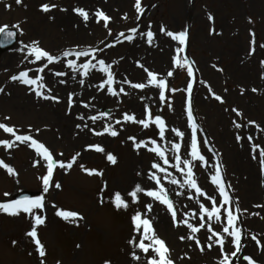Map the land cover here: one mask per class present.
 I'll list each match as a JSON object with an SVG mask.
<instances>
[{"label":"rangeland","instance_id":"obj_1","mask_svg":"<svg viewBox=\"0 0 264 264\" xmlns=\"http://www.w3.org/2000/svg\"><path fill=\"white\" fill-rule=\"evenodd\" d=\"M43 3L58 7L44 13L40 9ZM134 3L135 0H21L17 4L16 0H0V26L18 32L12 48L0 54V89L4 90L0 92V123L15 126L18 134L32 135L58 161L68 163L72 156L80 153L71 169L57 167L54 170L53 181L59 182L61 187L57 189L53 183L45 193L39 177L45 173L46 163L37 156L34 148L18 142L9 149L0 145V160L18 173L9 175L0 168V201L8 203L13 195L23 190L36 192L44 198V208L34 212L46 217L45 224L37 228L38 239L46 253L45 257H40L31 237L27 236L33 223L31 214L21 211L9 215L0 211V264H40L41 260L44 264H105L106 261L109 264H137L131 259L133 251L141 257L139 264H146L145 254L128 243L136 235L130 223L133 210L144 212L152 220L156 235L166 242L174 264H219V249L215 245L207 248L204 229L196 234L205 249L201 252L194 241L179 239L181 235H188V230L184 226L173 227L165 206L144 196L143 192L138 194V203H130L127 210H117L112 204L117 192L130 201L127 194L137 184L143 189L155 187L154 182L148 179L153 161L167 167L171 174L169 179L175 178L182 183L183 175L172 166L176 155L172 151V143L181 144L178 153L181 159H190L191 131L187 127L185 112L188 95L185 90L189 78L187 69L172 67L171 58L178 44L162 33L161 27L174 33H186V44L180 56H186L192 62L191 107L201 151L210 166L206 169L199 162H192L195 179L209 197H217L218 192L210 183V176L214 165L220 166L233 208L240 210V252L230 258L233 264H247L243 260L247 255L255 264H264V174L259 164V153L264 150V79L261 78L264 66L260 63L264 60V48L260 47L264 44V0H141L142 13L136 12ZM74 8L87 11L89 20L83 21L73 12ZM97 10L111 17V36L103 23L98 24L94 19ZM209 15L213 20L208 19ZM133 27L137 28L133 41L120 37V42H117L120 32L130 35L129 29ZM149 30L154 34L150 44L146 35H141ZM250 32L254 33V45L250 43L253 39ZM34 40L53 54L74 46L104 48L105 43L114 44V47L104 48L98 57L105 59L106 63L116 61L112 67L116 80L127 78L133 83H146V73L137 66L142 64L159 78L167 80L168 101L162 104L158 89L151 86L139 90L117 83L115 90L123 87L127 93L118 96H111L106 90L98 91L95 85L100 83L103 74L95 70L85 77L81 86L79 77L72 79L71 71L61 63L49 65L39 73L60 102L39 99L26 86L10 79L20 71L36 75V70L42 67L40 62L29 63L31 57L25 59L27 46ZM252 47L255 51L249 55ZM169 70L174 73L172 77H167ZM54 71H65L68 75L57 77L53 75ZM61 79L67 83L60 84ZM173 88L179 90L172 92ZM209 88L221 96L224 103L215 100ZM69 92L76 93L70 110L67 107ZM84 103L90 106L85 108ZM145 105L153 115H161L165 119L167 130L164 139H160L154 127L143 129L138 124H115V120L122 119L125 112L135 114L138 119L143 118ZM232 108L242 115L237 116ZM106 111L108 115L100 116ZM81 115L84 120L77 119ZM94 115L99 117L95 123L88 119ZM5 116L10 119L4 120ZM234 121L242 127L236 128ZM249 121L255 123L249 124ZM77 124L82 128L78 129ZM84 124L96 131H102L105 124H112L119 134L116 137L107 134L96 136L83 128ZM36 129L40 131L37 133ZM172 129L184 132L185 137H175ZM237 135L241 136L239 142ZM129 136L137 140L155 139L166 150L169 165H163L155 154L145 149L134 150ZM5 139L12 140L13 137L0 130V140ZM89 144L100 145L104 152L89 150ZM253 146H257L255 151ZM106 153L114 155V164L106 159ZM38 159L40 163L34 167V161ZM81 165L96 169L102 175L90 176ZM159 175L176 206L178 217L183 218L185 212H196L195 216H189V221L196 224L199 204L205 203L210 207V201L187 187L181 188L179 183H168L163 173ZM189 195L193 197L191 200ZM145 203L153 205L151 212L144 209ZM57 209L76 212L81 218L65 220L56 216ZM252 236H256L260 246ZM225 250L229 253L233 250L230 238L226 240Z\"/></svg>","mask_w":264,"mask_h":264},{"label":"snow or ice","instance_id":"obj_2","mask_svg":"<svg viewBox=\"0 0 264 264\" xmlns=\"http://www.w3.org/2000/svg\"><path fill=\"white\" fill-rule=\"evenodd\" d=\"M17 4L21 3V0H16ZM56 4H48L43 3L40 6L41 11L44 13L50 12L52 9L57 8ZM134 8L137 13H142L143 8L141 4V0H135ZM65 11V9H61ZM73 12L76 13L79 17L83 19V21L87 22L89 20V13L85 11L83 8H74ZM126 18V17H125ZM94 19L96 22L103 23V27L108 29V34L111 36V30L109 29V23L111 21V17L106 15L103 11L97 10L94 14ZM139 19V16H137ZM208 19L211 21L213 17L211 15L208 16ZM251 23V20H249ZM7 26H0V35L3 36L5 41H10L16 33L13 31H7ZM160 31L164 33L166 36L170 37L171 40L176 41L178 46L175 49V54L171 58L172 67L187 69V80L186 84V92L187 97L185 99V112L187 116V127L191 131L190 136V144L188 145V156L190 159L185 158L181 159L179 150L181 149L180 143H172L171 148L175 155V164L172 165L179 171L184 179L182 183H179L177 179L169 177L171 174L167 171V167L161 165V163H157L153 161L150 165V171L148 173V179L154 182L155 187L149 189H143L141 185L137 184L134 188L128 192V197H130V201L123 197L119 192L115 193L112 204L117 209L127 210L131 204L138 203L139 195L143 192L144 196L150 198L152 201L159 202L161 205L165 206L167 213L171 217L173 227L184 226L189 234L181 235L179 239L181 241L189 240L194 241L196 248H198L201 252H203L204 246L200 239L197 238V233H199L202 229L206 232V240H207V248L211 249L213 245L217 246L219 249V264H233V261L230 257H236L240 252V243L242 238V229L238 226L239 223V208H233V201L228 191L226 190L225 182L222 176V172L220 166L218 164L214 165V172L210 176V183L215 186L216 191L218 192L217 197H209L208 194L202 190L197 180L195 179V173L193 171L192 162H199L200 166H206L207 160L205 156L202 154L200 142L198 140V129L197 125L194 121V115L191 107V92L193 89V68L191 67L192 62L188 60L186 56H180V53L184 51V46L186 44V33L184 31L174 33L172 31H167L164 27L160 28ZM129 32L132 33L130 35H125L124 32H120L116 37L117 42H120V37H123L125 40L131 42L135 38V34L137 33V28L133 27L129 29ZM142 36L146 35L147 42L150 44L154 38V34L152 31H147V33H141ZM250 36L253 37L251 40V44H255L254 33L250 32ZM103 43V42H102ZM2 46V45H0ZM114 44H104V48L114 47ZM261 48H264V44L260 45ZM104 48H99L95 46H89L85 48H80L79 46H74L64 50L60 54H53L49 51L43 49L39 46L38 41H32L30 46H27V54L25 59L31 57L29 63L35 64L40 62L42 67H39L36 72V75L30 76L28 71H20L17 75H12L10 79L12 81L18 82L21 85H24L28 88V91L33 93L35 97L43 100H50L59 103V97L52 94V89L47 85L44 81V77L39 73H43L49 65H54L57 63L63 64V67L70 70L72 73V79H77L79 77V84L81 86L85 83V77H88L91 72L98 71L103 74V78L100 83L95 85L98 91L106 90L107 94L111 96H118L120 94L127 95L124 91V88L121 87L119 91L115 90L114 85L117 83L127 84L133 89L143 90L146 87H154L158 89L159 100L160 102L167 103L168 98L166 96V91L168 88L167 80L165 78H159L156 73L150 71L148 68L144 67L142 64L138 63V67L142 68L146 73V83H133L127 78L123 81H117L115 78V74L112 71L113 64L106 63L105 59L99 58L98 53H102ZM255 51V48L252 47L249 51V55H252ZM81 58H85L83 62ZM261 65L264 66V60H262ZM215 67V66H214ZM54 76L63 77L67 76L68 72L65 71H54ZM174 75L172 70L167 72V77H172ZM264 79V75L261 77ZM60 84H66V80H59ZM179 89H171L172 92H176ZM3 89H0V92H3ZM212 96L215 100L224 103L221 96L215 94L211 91ZM243 91V90H242ZM256 91V89H253ZM76 93L69 92L67 95V107L70 110L73 107L74 96ZM144 97H141L143 100ZM90 105L87 103L83 104V107L88 108ZM168 107L171 109L172 105L169 103ZM227 111V109H226ZM232 112L236 113L237 116L242 115L236 108L231 109ZM144 116L141 119H138L135 114H129L125 112L122 115V119L115 120V124L120 125L123 123H132L138 124L142 126L143 129H149L150 127H154L156 130V134L160 137V139H164L165 132L167 130V124L165 119L161 115H153L148 105L144 106L143 109ZM107 114L101 113L100 116H105ZM98 116H90V119L93 123L97 121ZM10 117L5 116L4 120H9ZM77 119L84 120L85 117L83 115L78 116ZM236 128L242 127L241 124L233 122ZM249 124H254V121H249ZM76 127L78 129L82 128L80 124H77ZM83 128H87L88 131L92 132L93 135L101 136V135H109L111 137L118 136V131L113 127L112 124H105L103 126L102 131H96L93 128H89L87 124L83 125ZM0 130L8 133L13 137L12 140H0V145H2L5 149L12 148L16 146L17 142L19 144H25L28 147L34 148L37 156L42 159L46 163V171L45 173L39 177L42 181L43 191L46 193L49 190V187L53 185V175L54 170L59 167L60 169H71L73 164L76 162L77 157L80 153H76L71 157V161L65 163L63 161H58L54 154L41 142H38L32 135L30 134H18V130L15 126H9L5 123H0ZM31 131V129H29ZM37 133L40 131L39 129L35 130ZM175 137L183 139L185 137V133L180 131L179 129H172ZM128 139L132 141V146L134 150L145 149L149 153L155 154L156 157L159 158L160 161L163 162V165H169V160L166 157V150L162 149L157 141L152 138L140 139L137 140L134 136H129ZM237 142L241 140V136L237 135ZM249 141H251V137H248ZM207 141H204V144L207 145ZM257 146H253V151ZM89 150H95L96 152H104L103 147L100 145L89 144L87 145ZM211 151V148H209ZM60 155H63L62 153ZM260 160V169L261 173L264 174V150L259 153ZM40 159L34 161L33 166H37L40 163ZM106 159L113 164L116 162V158L111 153H106ZM253 159H256L253 156ZM0 168L6 170L9 175H18L15 172L14 168L9 164L5 163L3 160H0ZM81 168L88 175H102V172L96 169H87L81 165ZM160 173L164 174V179L167 180L168 183L172 185H177L181 188L187 187L188 189L194 191L197 196L205 197L206 200L210 201V207L206 206L205 203H200L198 208L199 220L196 224H193L189 221V216H195L196 212H185L183 218L178 217L176 206L173 201L170 199L168 190L161 183ZM139 175V173H138ZM55 188L59 189L61 187L59 182L54 183ZM230 187V186H229ZM103 191V189H102ZM182 193H177V195H181ZM7 195V194H6ZM190 200L193 198L192 195L188 197ZM55 207V206H54ZM144 209L147 212H151L153 209V205L151 203H145ZM254 207H261L260 205H255ZM44 208V198L42 196H37L35 198L24 196L21 199L12 200L8 203H0V211H3L9 215L19 214L21 211L24 213L31 214L32 216V228L27 232V236L31 237L32 241L36 246V252L40 257H45V249L41 241L38 239L37 228L38 226L44 225L46 217L36 214L34 210H43ZM56 216L61 217L65 220L75 221L80 219L78 213L73 211H66L57 209ZM130 223L132 226V231L136 233L128 243L133 246L134 249H138L140 252L144 253L147 257L146 264H174V261L170 257V249L167 247L166 242L159 238L156 235L155 229L152 226V220L149 219L146 214L139 210H133V213L130 215ZM216 225H220L219 228ZM230 238V243L232 246V251L229 253L225 250L226 240ZM252 240L256 241L257 245L260 246V241L257 240L256 236H252ZM147 241V243H145ZM131 259L137 261L139 264L141 257L137 254L136 251L131 253ZM243 260L247 262V264H255V261L250 257L245 255ZM40 264H44V261L41 260ZM105 264H109V262H105Z\"/></svg>","mask_w":264,"mask_h":264},{"label":"water","instance_id":"obj_3","mask_svg":"<svg viewBox=\"0 0 264 264\" xmlns=\"http://www.w3.org/2000/svg\"><path fill=\"white\" fill-rule=\"evenodd\" d=\"M7 31H13V30H7ZM13 32L16 33L15 31H13ZM16 37H17V34H16V35H15L10 41H5L4 38H3V36L0 35V45H2V46H0V53L4 52L5 50H7V49H9L10 47H12V45H13V44L15 43V41H16ZM24 196L33 197L32 194H30V193H25V192H24V193H21V194L15 196V197L13 198V200L21 199V198L24 197Z\"/></svg>","mask_w":264,"mask_h":264},{"label":"bare ground","instance_id":"obj_4","mask_svg":"<svg viewBox=\"0 0 264 264\" xmlns=\"http://www.w3.org/2000/svg\"><path fill=\"white\" fill-rule=\"evenodd\" d=\"M209 167H210V166H209V164H208V162H207V165L205 166V168L208 169Z\"/></svg>","mask_w":264,"mask_h":264}]
</instances>
